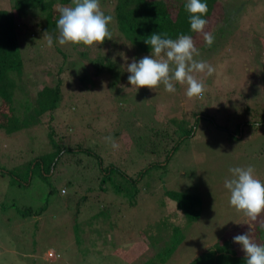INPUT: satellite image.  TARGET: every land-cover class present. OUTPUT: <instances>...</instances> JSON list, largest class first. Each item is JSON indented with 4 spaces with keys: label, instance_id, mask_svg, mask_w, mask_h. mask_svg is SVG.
<instances>
[{
    "label": "rangeland",
    "instance_id": "obj_1",
    "mask_svg": "<svg viewBox=\"0 0 264 264\" xmlns=\"http://www.w3.org/2000/svg\"><path fill=\"white\" fill-rule=\"evenodd\" d=\"M15 2L0 0V7L12 11ZM169 2L175 14L178 2ZM215 6V15L204 29L214 36V43L207 46L203 33L192 36L199 51L194 58L207 62L215 72L194 73L205 91L191 98L186 95L187 85L176 82L171 93L162 83L153 89L131 87L127 63L150 53L135 56V48L114 26L111 39L102 44L61 45L64 58L40 37L31 19L40 11L22 13L30 21L18 27L19 37L36 35L33 44L23 46L27 60L22 79L29 93L28 98L14 99L17 112L27 106L25 99L37 106L35 93L58 79L63 100L57 111L42 115L28 131L11 135L0 131V264H160L159 255L166 258L170 250L163 241L172 237L171 226L182 239L167 257L168 264H191L192 257L218 249L225 240L232 243V250L244 254L233 237L249 228L252 239L264 243V212L250 221L230 206V192L224 187L234 167L252 166L254 176L264 182V124L259 125L264 119V0H218ZM100 55L119 71L111 89L107 82L115 78L109 73L100 74L106 82L94 78L92 61ZM81 76L82 88L78 87ZM196 113L212 116L221 128L200 117L194 136L183 140L169 160L165 156L171 153L173 141L165 147L158 137L160 149L147 148L152 144L151 130L167 127L177 132L180 126L182 133L194 123ZM109 118L121 121L118 128L108 126ZM66 120L77 126L73 137L129 177H136L138 167L148 160L167 164L143 176L133 206L128 204L130 195L115 188L119 183L124 192L123 185L130 181L115 172L101 174L90 155L81 157L91 164L84 171L76 170L72 159H63L48 177L36 169L31 172L30 156L48 145L49 128ZM166 120L171 124L164 126ZM247 121H255L256 126ZM138 147L146 148L136 151ZM16 177L22 184L13 181ZM166 190L200 197L192 220L165 196ZM156 247L163 248L156 252Z\"/></svg>",
    "mask_w": 264,
    "mask_h": 264
},
{
    "label": "trees",
    "instance_id": "obj_2",
    "mask_svg": "<svg viewBox=\"0 0 264 264\" xmlns=\"http://www.w3.org/2000/svg\"><path fill=\"white\" fill-rule=\"evenodd\" d=\"M177 2L178 6L175 14H172L169 10V7L171 6L169 0H100V5L101 9L104 8L102 11L105 15L110 14L113 17V20L108 25L109 31L112 30V26H114L122 38L135 48L134 51L136 54L134 55L137 56V54L143 55L144 53H150V46L144 41L152 33L158 32L166 34V38L170 39H177L182 34L191 37L196 34V32L190 30L189 13L185 10L187 0H177ZM202 2H205L208 6V11L202 18L208 21L210 17L215 15L214 8L216 7L215 5L218 4V0H202ZM70 3L71 0H16L12 6V11L6 7H0V131L4 134L11 135L16 132L20 133L22 131H28L31 126L40 122L39 118L42 115L46 113L53 114L57 111L63 100L62 80L58 79L54 84L44 85L35 93V102H37V106L32 105V103L28 101L29 99L24 100L23 98L24 102L27 103V106H25V108L21 107L19 113L17 112L14 99L17 97L28 98L29 93L26 91V85L22 79L25 61L27 60L26 54L23 53L25 51L23 46L24 44H33L32 41L36 35L34 33L27 35V37H19L18 27L22 26L24 20L30 21L28 18H25L22 13L24 14L26 10L34 8L40 11V13L31 17L32 21L36 22L35 26L39 27L38 30L40 37L44 39V33L47 31V34H50L53 37L55 50L66 58V50L60 47L61 45H59L58 42L59 32L56 28V23L59 18V13L57 11V5L68 6ZM108 5L109 10L107 7ZM14 9H16L18 13V17L20 15L18 19H15ZM80 47H84V45L80 44ZM83 53L85 54V51H83ZM92 62L94 63V78H100L101 73H109L111 77H114L115 79H113L114 81H109L107 83H109V86L116 85L115 82L118 81L117 78L119 71H114L113 63L109 58L100 55L93 59ZM61 70L62 67L58 69L57 73L60 74ZM79 79L81 85L76 86L82 88L81 86L83 85L82 80L84 79V76L79 77ZM106 79L107 77L103 80L100 78L101 81L105 82L107 81ZM73 85L75 84L73 83ZM111 86L108 88L111 89ZM104 110L106 109L104 108ZM248 110L249 107L246 106L245 111L248 112ZM200 117L208 119L215 126L221 128L215 123L212 116H209L206 113H196L194 115V123L191 124L189 128H185L182 133L179 125L177 132H171L167 127L160 128L159 130H151L148 139L152 144L147 146V148L160 149V142H156L158 137L166 142L164 144L165 147L169 146L170 140L173 141L174 143L169 149L171 153L168 152L165 156V160H169L183 140L194 136L196 128L194 129L193 127L198 123ZM169 120L171 121L173 119L169 118ZM120 123V120L108 119V126L113 125L117 127ZM170 124L171 123H168L167 120L163 123L164 126ZM180 124L184 125V122H181ZM246 124L256 126L255 121H247ZM263 124L264 119L260 120L259 125ZM240 126H242V124H240ZM76 127L77 126L72 127L71 120L61 121L60 123H57L56 127H50L46 133L48 137V145L44 146L45 149L42 148V152L40 149L39 153L31 155L30 159L28 157L30 161L28 163L29 170L32 172L36 169L43 177H48L52 175L57 165L61 163L63 159H72L70 161L76 166V170L84 171V169L89 168L91 164L83 161L81 157L90 155L96 159V169H98L101 174L104 172L106 175H109L112 172H115L121 174V176H124L130 181L126 185H123L126 186L127 189L124 192L120 189L121 185L119 183L116 184L117 186H115V188L121 191L124 196H126L125 194H129L130 197H128V204L133 206L136 204L134 195L135 193H138V185L143 176L151 169L160 168L167 164L148 160L144 166L141 165L138 167L136 177H129L119 167H115L112 164L110 165V163L106 165V162L101 155L97 154L93 149L86 147L76 136L73 137L72 133ZM175 134H178L179 136L174 137ZM242 137L243 136H240V138ZM145 148L146 147H138L136 151L144 150ZM23 157L24 159L26 158L25 156ZM5 170L4 172L10 173L8 171L9 169ZM75 173H77V171H74V174ZM16 178L18 181L21 179L18 177ZM17 180L13 178V181L16 182V184H22L21 180L19 182H17ZM25 183L27 184V182ZM164 194L170 201H173L175 206L186 214L189 219H193L192 214H196L194 207L200 201L198 195L174 190H166L164 191ZM173 227L174 226H171L172 237L168 241H163V246L170 249L168 256L175 251V248L182 239L180 233L175 234V228ZM223 243L224 244L222 245H217L218 249H212L210 251L206 250L203 253L197 254L198 256L194 257V260H192V257L190 263L246 264L244 254H239L235 250H232L233 246L230 241L225 240ZM162 248L163 247H156V252L160 251ZM228 251H233V254H228ZM203 255H205V258L202 259L201 256ZM168 256L164 258L159 255L160 264H168L166 262L168 261Z\"/></svg>",
    "mask_w": 264,
    "mask_h": 264
},
{
    "label": "clouds",
    "instance_id": "obj_3",
    "mask_svg": "<svg viewBox=\"0 0 264 264\" xmlns=\"http://www.w3.org/2000/svg\"><path fill=\"white\" fill-rule=\"evenodd\" d=\"M185 10L189 13L190 30L203 33L207 46L214 43V36L205 32L207 21L202 17L207 13L208 6L202 0H187ZM59 18L56 23L58 42L65 44H83L92 46L102 44L111 39L108 25L113 20L111 15H105L101 9L100 0H71L70 5H57ZM49 47L53 37L44 33ZM150 46V54L139 60L135 57L126 65L128 84L139 89H153L161 83L165 91L175 92L174 82L187 85L186 95L191 98L201 96L205 84L198 80L194 73H204L211 76L215 69L203 60H196L199 55L194 40L189 35H180L177 39L166 38V34L152 33L144 41ZM109 140L111 138H108ZM113 147H117L115 143ZM232 174L224 182V187L230 192L229 204L238 212H242L250 221H256L264 212V182L254 176V168H230ZM233 243L239 244L244 252L246 264H264V243L255 242L249 231L233 237Z\"/></svg>",
    "mask_w": 264,
    "mask_h": 264
},
{
    "label": "built area",
    "instance_id": "obj_4",
    "mask_svg": "<svg viewBox=\"0 0 264 264\" xmlns=\"http://www.w3.org/2000/svg\"><path fill=\"white\" fill-rule=\"evenodd\" d=\"M64 192V190H62Z\"/></svg>",
    "mask_w": 264,
    "mask_h": 264
}]
</instances>
